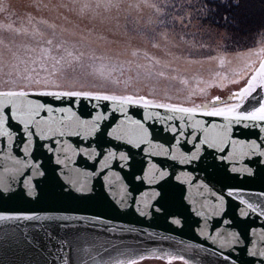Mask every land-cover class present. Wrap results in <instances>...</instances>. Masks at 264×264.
<instances>
[{"label":"water","instance_id":"95a60500","mask_svg":"<svg viewBox=\"0 0 264 264\" xmlns=\"http://www.w3.org/2000/svg\"><path fill=\"white\" fill-rule=\"evenodd\" d=\"M262 71L264 56L253 70L257 74ZM30 99L56 109L41 113V118L56 122L54 130L41 135L35 125L25 129L15 121L7 122L10 126L0 132V174L5 163L17 167L3 160L6 153L36 164L41 171L46 169V178L28 176L27 170L25 178L33 184L42 181L37 189L42 194L35 199L23 197L19 186L11 183V191L0 189V213H71L110 221L123 231L99 234L108 242L106 260L140 256L172 258L188 264H261L264 260L252 255L264 252V215L260 212L264 209V156L259 152L238 154L241 143L245 144V153L253 141L264 145V122L254 128H229L227 135L236 142L234 152L228 139L215 148L204 144L205 132L193 129L190 119L168 120L155 115H172L165 109L133 106L124 115L110 101ZM61 108L66 111L61 113ZM68 109L88 123L69 122ZM146 114L148 119L144 118ZM62 117L64 124L60 123ZM129 118L140 120L147 129L139 145L129 143V137L117 139L113 134V129ZM195 118L206 128L227 123L223 118L200 113ZM260 150L264 151V146ZM69 177L86 179L91 192L80 199L61 195L59 182ZM31 226L32 222L23 220L0 222V264H43L42 257L22 242L24 230Z\"/></svg>","mask_w":264,"mask_h":264},{"label":"rangeland","instance_id":"374dc122","mask_svg":"<svg viewBox=\"0 0 264 264\" xmlns=\"http://www.w3.org/2000/svg\"><path fill=\"white\" fill-rule=\"evenodd\" d=\"M217 1L228 0H0V90L135 94L184 106L227 99L263 58L264 31L235 38L219 24Z\"/></svg>","mask_w":264,"mask_h":264},{"label":"snow or ice","instance_id":"6c2138e0","mask_svg":"<svg viewBox=\"0 0 264 264\" xmlns=\"http://www.w3.org/2000/svg\"><path fill=\"white\" fill-rule=\"evenodd\" d=\"M227 19V17H225ZM52 89V88H44ZM27 88H15L0 90V132L8 125L7 122L15 121L24 125L28 129L31 125H35L40 134L51 132L54 130L55 121L51 118H41L42 112L52 113L56 109L52 108L46 102L41 103L39 99H30V96L51 97L63 100L68 98L73 100L75 98L94 99L96 101H110L115 110L127 115V110L130 107H139L142 109H165L171 113L167 117H160L159 113L155 115L160 119L172 120L179 118L184 121L186 118L192 121L193 129H201L205 132L203 143L209 147H217L228 139L232 144L234 152L236 151V142L228 137V129L233 125H243L244 127H256L258 122H264V71L260 73L253 72L250 74L246 86L241 90L233 93L227 101H222L219 96L215 97L210 104L193 105L185 107L174 103L157 102L150 100L145 96L135 94L125 95H106L86 91H64V90H37ZM235 101V102H232ZM251 101V103H249ZM245 104L249 106L246 108ZM61 113L66 110L59 109ZM69 113V122L75 124H87V121H80L71 109L67 110ZM200 113L208 117H220L227 123L225 125L212 124L211 128H206L204 124L195 117ZM145 119L149 116L146 114ZM100 116L96 117L99 120ZM61 124L65 123V118H61ZM95 123V122H93ZM43 126V127H42ZM264 131V126L261 127ZM62 134V133H61ZM113 134L117 139L129 137L128 142H136L137 145L145 140L147 129L140 120L129 118L127 122H121L113 129ZM11 136V133H8ZM264 145H257L255 141L252 142L245 153V144L239 145L240 155L252 154L259 152L264 156V151L261 147ZM4 161H11L17 167H8L7 163L3 168V173L0 174V189L4 192L11 191V183L19 186V195L23 197L38 198L42 193L37 189L42 181L30 183L25 178V171H28V176H38L46 178V169L41 171L40 166L36 164H29L27 160L21 161L10 153H6L3 157ZM59 182V181H58ZM60 194L74 199H80L91 192L87 186L86 179L69 177L64 182H59ZM242 203H246L243 202ZM248 207L255 212L256 208L252 205ZM159 209H157L158 211ZM264 215V209L260 210ZM28 221L32 222L30 229L24 230L23 244L34 251L43 259V264H140V261L145 257L140 256L138 259H104L105 253L109 252L107 246L108 242L101 239L100 233H111L115 235L118 231H123L110 221L106 222L100 217H93L91 219L85 216L66 214H48L40 215H10L0 213V222L7 221ZM179 224L180 221H175ZM223 223V221H222ZM219 236V232H217ZM237 242H238V238ZM252 255L264 257V252H253ZM48 257H52L51 261ZM155 258V257H153ZM184 264H188L187 261ZM264 264V260L261 261Z\"/></svg>","mask_w":264,"mask_h":264},{"label":"trees","instance_id":"16d2710c","mask_svg":"<svg viewBox=\"0 0 264 264\" xmlns=\"http://www.w3.org/2000/svg\"><path fill=\"white\" fill-rule=\"evenodd\" d=\"M214 7L219 24L235 38L247 39L264 31V0L217 1Z\"/></svg>","mask_w":264,"mask_h":264}]
</instances>
